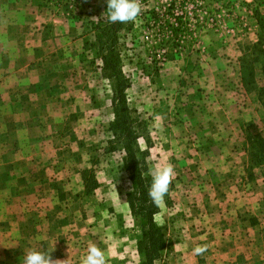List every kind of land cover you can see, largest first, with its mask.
<instances>
[{"label": "rangeland", "instance_id": "374dc122", "mask_svg": "<svg viewBox=\"0 0 264 264\" xmlns=\"http://www.w3.org/2000/svg\"><path fill=\"white\" fill-rule=\"evenodd\" d=\"M139 3L141 14L124 25L119 47L132 83L131 108L148 123L150 168L171 163L175 170L156 216L167 247L155 264H182L185 214L199 212L202 221H211L217 212L204 205L209 186L217 203L219 179L237 178L236 194L246 201L253 194L250 182L264 177V161L252 160L258 153L247 138L264 137V109L257 92L246 90L242 68L258 42L255 17L257 9L264 13V0ZM106 11V0H0V247L10 249L0 253V264H21L28 248L80 264L91 244L105 250L107 264H143L141 230L126 202L131 184L123 154L107 152L113 137L111 85L97 51L86 47L95 42V26ZM230 100L254 111L227 127L216 124L212 103ZM205 137H244L246 172L240 170L242 159L231 156L228 178L212 168L211 175L203 172L206 160L196 154L206 150ZM140 146L146 149L144 140ZM218 156L211 154L214 164L222 162ZM238 165L240 174L234 173ZM85 170H94L100 184L91 194ZM249 207L241 211L245 219Z\"/></svg>", "mask_w": 264, "mask_h": 264}, {"label": "trees", "instance_id": "16d2710c", "mask_svg": "<svg viewBox=\"0 0 264 264\" xmlns=\"http://www.w3.org/2000/svg\"><path fill=\"white\" fill-rule=\"evenodd\" d=\"M255 18L260 29L259 37L258 42L248 49L250 54L243 60V82L247 91L257 92L258 101L264 109V13L257 9ZM124 25L109 23L107 17L101 19L95 26V42H88L86 47L90 45L97 51L103 77L111 85L114 120L110 123V131L113 137L108 141L107 152L123 154L124 169L131 184L126 193V202L141 230L138 252L143 257V264H155L167 247L166 231L156 223L160 204L153 203L148 196L149 159L153 144L149 137L148 123L131 108L128 97L132 83L124 74L119 47V33ZM247 138L252 150L258 153L251 154L252 160L261 164L264 161V137L255 135ZM141 140L145 141V150L140 146ZM83 182L88 194L100 187L94 170L83 172Z\"/></svg>", "mask_w": 264, "mask_h": 264}, {"label": "crops", "instance_id": "0c3cea01", "mask_svg": "<svg viewBox=\"0 0 264 264\" xmlns=\"http://www.w3.org/2000/svg\"><path fill=\"white\" fill-rule=\"evenodd\" d=\"M212 105L213 107H210V109L218 112L219 116L216 124H223L224 127L236 122L237 118L245 115V111H254V109L241 108L234 100L212 103ZM212 118L214 120L215 117ZM209 122L215 125V122H211V120ZM210 123L208 124L210 125ZM207 141L206 150L196 154L201 160H206L204 165L209 161V167H205L201 163L205 168H203V172L211 175V171L208 172V170L212 168L214 171L222 172L228 178L227 174L228 172L231 173V171L226 166V163L227 158L230 156L236 160L242 159L240 170L242 173L246 172L245 162L247 160L243 159L248 158V145L244 137H205V140L201 142ZM220 142L222 143L220 146L223 148L220 147L219 150H214V147L218 146ZM229 145H232L233 149L231 151H227L225 147ZM209 147L210 149H208ZM211 154H219L218 158L223 159L222 162L220 161L221 163H219L217 161L214 164L211 160ZM194 157L195 152L193 154ZM180 164L184 166L186 163L182 161ZM193 166L194 163L190 167ZM235 170L236 172L234 171V173L240 174L239 165L235 167ZM219 180L217 184L221 186L222 195L217 203H215L217 195L211 189V186L207 189L209 191L208 196L204 197L206 198L205 206L217 208V210H214L217 212L210 214L212 216L211 221L207 220L206 217L204 218L205 221H202L201 213L199 212L196 214H185L188 221L187 230H182L185 233V241L179 249L183 254L182 264H264V177H256L250 182L254 187L253 194L246 201L239 198L236 194L238 191L237 178L233 179L232 183L222 178ZM211 185L214 184L211 183ZM248 203L251 207L246 210L251 215L249 219H245L241 211ZM8 217L9 214L6 215V219ZM203 227L207 231L200 233L199 231L203 230ZM3 237L0 234L2 240ZM10 241L12 245L16 243L13 237L10 238ZM196 246L204 247L205 251L200 255H194L193 249ZM9 251L10 249L6 250L0 247V253L2 254H6Z\"/></svg>", "mask_w": 264, "mask_h": 264}, {"label": "clouds", "instance_id": "9594fccd", "mask_svg": "<svg viewBox=\"0 0 264 264\" xmlns=\"http://www.w3.org/2000/svg\"><path fill=\"white\" fill-rule=\"evenodd\" d=\"M106 3L107 19L112 24L134 22L141 14L139 0H106ZM148 175L150 176L148 196L153 203L159 205L168 194L170 185L173 182L175 176L174 166L171 163H156L149 169ZM204 251V247L196 246L193 249V254L200 255ZM52 252L28 248L23 252L21 264H67L70 259L69 256L65 261H53ZM80 264H107L105 250L95 244L89 245L86 254L80 260Z\"/></svg>", "mask_w": 264, "mask_h": 264}]
</instances>
